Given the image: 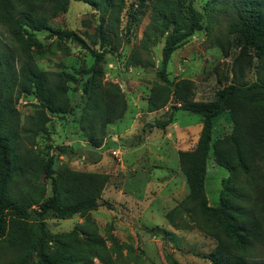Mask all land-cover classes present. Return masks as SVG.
I'll return each instance as SVG.
<instances>
[{
	"label": "rangeland",
	"instance_id": "rangeland-1",
	"mask_svg": "<svg viewBox=\"0 0 264 264\" xmlns=\"http://www.w3.org/2000/svg\"><path fill=\"white\" fill-rule=\"evenodd\" d=\"M108 1L96 0L95 6L68 0L31 44L41 71L66 75L63 81L74 110L63 117L50 114L46 131L38 135L33 149L44 161L54 157L56 173L66 168L106 173L102 205L91 211L90 223L79 215L32 217L29 231L41 237L47 234L51 250L46 249L59 257V264H173L174 260L209 264L220 237L231 241L214 209L230 200L236 217L241 218L257 215L259 205H264V163L258 162L250 173L239 170L236 163L231 170L216 159L214 145L236 137L241 126H264V108L246 105L235 116L227 110L213 119L203 193L197 202L186 201L192 187L180 168L179 154L197 149L205 119L182 109L173 112L175 105L182 104L173 97L164 107L148 110L151 89L168 85L158 71L166 40L175 39L176 33L172 27L160 39L147 34L151 0ZM193 2L202 27L173 52L166 68L168 79L192 81L191 99L211 102L221 91L244 88L264 77V52L258 54L237 20L239 0ZM261 29L264 36V23ZM0 39L10 45V34L1 27ZM110 82L119 84L127 110L107 127L104 143L96 147L86 132L99 134V126L96 131L93 126L92 91L95 85ZM36 103L34 95H20L16 106L23 122L35 113ZM171 116L168 125L156 126ZM34 180L52 194L44 167ZM181 203L183 208L173 213L175 226L168 214ZM262 241L249 253L257 264H264ZM41 261L34 255L28 264Z\"/></svg>",
	"mask_w": 264,
	"mask_h": 264
},
{
	"label": "trees",
	"instance_id": "trees-1",
	"mask_svg": "<svg viewBox=\"0 0 264 264\" xmlns=\"http://www.w3.org/2000/svg\"><path fill=\"white\" fill-rule=\"evenodd\" d=\"M84 1L96 6V0ZM66 2L68 0H0V27L10 34V45L0 39V264H28L34 255L42 257L41 264H59V257L46 249L49 248L47 234L41 237L30 233L29 219L43 220L49 215L60 218L79 215L90 223L91 211L102 205L101 195L108 181L106 173L69 168L56 173L54 157L44 161L33 149L38 135L46 131L50 114L63 117L74 111L70 106L69 88L63 81L66 75L60 73L51 76L41 71L31 49L35 34L47 28L50 18L64 9ZM151 2L153 13L147 34L160 39L173 27L176 38H167L158 71L159 77L168 85L157 84L151 89L148 110L164 107L173 97L175 101L182 102L173 107V112L182 109L204 117L205 124L197 149L179 154L180 168L192 187L186 201L197 202L203 193L213 119L227 110L235 116L246 105L264 108V77L260 76L244 88L231 87L221 91L215 101H194L191 99L193 82L187 79L171 82L166 68L173 52L202 27L201 15L193 0ZM239 2L240 5L236 6L238 23L251 43L256 44L258 54L262 55L264 0ZM260 11L263 14H255ZM34 44L39 43L35 41ZM85 88L87 91L88 87ZM24 93L32 94L37 99L35 113L29 115L25 122L16 106ZM92 94L91 108L95 110L93 117H96L93 126L94 131L99 126V134L93 135V130L86 132L90 142L100 147L105 141L107 127L125 115L127 102L119 84L114 82L95 85ZM172 120L171 116L168 122L156 126H166ZM214 148L216 159L222 166L233 170L236 163L239 170L255 171L258 162L264 163V126L260 123L250 129L241 126V132L236 137L221 139ZM42 167L51 180V195L47 194L45 185L34 180ZM230 202L227 200L214 210L222 219L223 231L231 241L220 237L209 264H257L249 253H253L264 239V205H259V215L248 214L238 218ZM183 204L168 214L169 221L175 226L178 225L173 213L183 208ZM81 230L85 231V228L81 227ZM172 262L179 264L175 260Z\"/></svg>",
	"mask_w": 264,
	"mask_h": 264
},
{
	"label": "crops",
	"instance_id": "crops-1",
	"mask_svg": "<svg viewBox=\"0 0 264 264\" xmlns=\"http://www.w3.org/2000/svg\"><path fill=\"white\" fill-rule=\"evenodd\" d=\"M111 140H113V142H115V143H116V141H114V140H117V139H114V138H113V139H111Z\"/></svg>",
	"mask_w": 264,
	"mask_h": 264
}]
</instances>
